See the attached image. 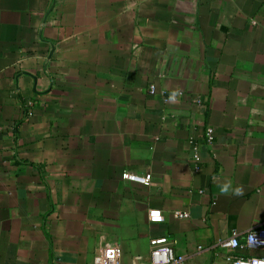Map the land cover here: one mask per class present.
Here are the masks:
<instances>
[{
    "label": "crops",
    "instance_id": "0c3cea01",
    "mask_svg": "<svg viewBox=\"0 0 264 264\" xmlns=\"http://www.w3.org/2000/svg\"><path fill=\"white\" fill-rule=\"evenodd\" d=\"M262 225L264 0H0V264H227Z\"/></svg>",
    "mask_w": 264,
    "mask_h": 264
},
{
    "label": "built area",
    "instance_id": "2783aa9c",
    "mask_svg": "<svg viewBox=\"0 0 264 264\" xmlns=\"http://www.w3.org/2000/svg\"><path fill=\"white\" fill-rule=\"evenodd\" d=\"M154 93V88L151 86L150 94ZM174 100L173 97L170 98ZM214 138L213 129L208 127L205 129L203 139L204 142L210 145ZM193 155L191 156L192 167L195 172L199 171L200 156L196 146H193ZM121 178L125 181L135 182L148 186L151 181L149 174L145 176H137L129 172H123ZM176 217L182 215L178 212L174 214ZM149 218L153 221L161 220V213L158 210H151L149 212ZM218 246L228 250H238L246 247L250 249L261 250L264 253V225L248 231L243 239V243L239 241L236 236H233L227 240H223L218 243ZM150 252L148 261L146 264H181L183 262L182 257H178L174 254L171 244L167 238H156L149 242ZM121 251L118 247H109L103 252V264H115L116 260L120 256ZM227 264H264V256L256 257H239L228 255L225 257Z\"/></svg>",
    "mask_w": 264,
    "mask_h": 264
}]
</instances>
